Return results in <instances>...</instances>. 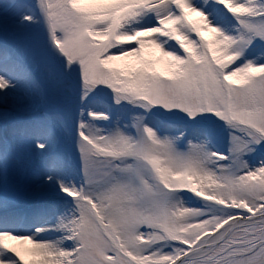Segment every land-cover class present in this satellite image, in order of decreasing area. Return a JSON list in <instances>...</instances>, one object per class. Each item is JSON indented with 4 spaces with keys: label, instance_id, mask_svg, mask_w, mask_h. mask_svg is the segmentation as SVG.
Returning a JSON list of instances; mask_svg holds the SVG:
<instances>
[{
    "label": "snow or ice",
    "instance_id": "snow-or-ice-1",
    "mask_svg": "<svg viewBox=\"0 0 264 264\" xmlns=\"http://www.w3.org/2000/svg\"><path fill=\"white\" fill-rule=\"evenodd\" d=\"M0 264H264V0H0Z\"/></svg>",
    "mask_w": 264,
    "mask_h": 264
}]
</instances>
